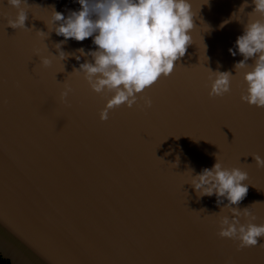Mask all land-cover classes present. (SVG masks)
<instances>
[{
    "label": "water",
    "instance_id": "95a60500",
    "mask_svg": "<svg viewBox=\"0 0 264 264\" xmlns=\"http://www.w3.org/2000/svg\"><path fill=\"white\" fill-rule=\"evenodd\" d=\"M27 3L29 30H16L6 16L17 10L0 0V256L11 264H264V247L238 251V241L217 235L234 215L221 211L227 200L198 198L190 184L216 157L240 168L248 194L233 207L264 224V168L253 157H264V109L241 100L254 61L236 73L243 56L229 52L249 20H264L249 16L252 0L240 12L245 0H190L191 45L150 87L152 107L139 96L107 121L99 114L113 93L93 92L73 72L92 57L60 61L55 44L64 37L49 30L60 23H51L54 10L67 17L80 10L77 0ZM81 48L96 50L92 38L63 45L76 55ZM41 56L57 58L44 67ZM217 71L234 76L231 92L212 98Z\"/></svg>",
    "mask_w": 264,
    "mask_h": 264
},
{
    "label": "clouds",
    "instance_id": "9594fccd",
    "mask_svg": "<svg viewBox=\"0 0 264 264\" xmlns=\"http://www.w3.org/2000/svg\"><path fill=\"white\" fill-rule=\"evenodd\" d=\"M81 6L78 11H70L65 17L55 11L52 24L60 22L54 29L56 35L64 40L56 43L58 59L64 61L74 56L80 61L81 56H91L92 61L81 63L73 72L83 73L91 90L97 94L113 93L100 111V120L107 121L109 112L126 105L132 108L137 104L138 94L153 86L162 76H170L177 61L185 56L191 45L190 32L194 28V14L190 0H77ZM252 17L260 14L264 17V0H252ZM8 6L15 8V18L7 17V26L13 29L29 30L27 0H7ZM248 7L247 0L239 8V12ZM235 12L232 14L234 16ZM231 17V19H232ZM233 20V19H232ZM230 20L221 24L223 28ZM41 35L45 33L40 31ZM92 38L96 50L85 52L83 48L67 53L63 45L68 40L77 42ZM235 57L238 53L243 60L235 63L236 73L249 66L253 60L251 71L243 74L247 85L246 94L241 100L251 106L264 109V20L251 21L244 25L243 34L235 41L234 48L229 49ZM41 64L48 67L52 64V56H41ZM212 98L223 97L231 92V81L234 75L230 71L212 72ZM70 87L61 92V101L66 102ZM145 106L152 107L151 99H145ZM258 167L264 168V157L255 155ZM212 168H204L200 174L192 175L191 186L196 196H216L217 206L227 200L221 208L230 210L234 215L231 219L224 216L220 221L217 235L221 239L238 241L237 250L251 247H264L259 243L264 238V224H255L256 217L250 208L241 211L238 207L248 194L247 172L240 168H225L219 162ZM244 219V223L241 222Z\"/></svg>",
    "mask_w": 264,
    "mask_h": 264
},
{
    "label": "bare ground",
    "instance_id": "6f19581e",
    "mask_svg": "<svg viewBox=\"0 0 264 264\" xmlns=\"http://www.w3.org/2000/svg\"><path fill=\"white\" fill-rule=\"evenodd\" d=\"M154 94H155V93H153L152 89L149 87V88H147L143 93L138 94V97L141 96V98H139V99H141V100H145L147 97L154 96ZM184 96H185L186 98H187V97H190L189 92H187ZM136 167L138 168V163H137ZM141 184H142V183H141ZM140 186H141V185H140ZM158 190H160V189H158ZM147 197H148V195H145L143 198H147ZM230 216H231V214L229 215V217H230Z\"/></svg>",
    "mask_w": 264,
    "mask_h": 264
},
{
    "label": "trees",
    "instance_id": "16d2710c",
    "mask_svg": "<svg viewBox=\"0 0 264 264\" xmlns=\"http://www.w3.org/2000/svg\"><path fill=\"white\" fill-rule=\"evenodd\" d=\"M0 264H11L7 259L0 256Z\"/></svg>",
    "mask_w": 264,
    "mask_h": 264
}]
</instances>
